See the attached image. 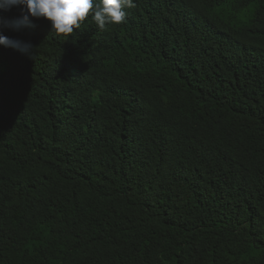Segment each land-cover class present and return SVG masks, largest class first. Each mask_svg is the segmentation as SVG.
I'll return each mask as SVG.
<instances>
[{"label":"trees","instance_id":"obj_1","mask_svg":"<svg viewBox=\"0 0 264 264\" xmlns=\"http://www.w3.org/2000/svg\"><path fill=\"white\" fill-rule=\"evenodd\" d=\"M133 2L0 28V264H264V0Z\"/></svg>","mask_w":264,"mask_h":264},{"label":"clouds","instance_id":"obj_2","mask_svg":"<svg viewBox=\"0 0 264 264\" xmlns=\"http://www.w3.org/2000/svg\"><path fill=\"white\" fill-rule=\"evenodd\" d=\"M133 0H0V10L5 12L13 8L20 15L11 20L0 19V28L19 32L33 27L34 19L49 22L50 30L56 34H71L92 12V19L99 29L106 24H120L126 19L124 9L134 8ZM0 46L10 48L21 54H30L33 45L30 42L11 38L0 32Z\"/></svg>","mask_w":264,"mask_h":264}]
</instances>
